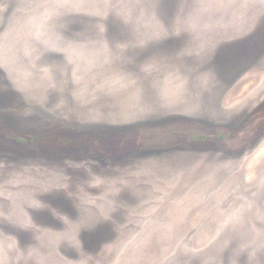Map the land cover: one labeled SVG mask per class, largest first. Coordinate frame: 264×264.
Returning a JSON list of instances; mask_svg holds the SVG:
<instances>
[{
  "label": "rangeland",
  "instance_id": "obj_1",
  "mask_svg": "<svg viewBox=\"0 0 264 264\" xmlns=\"http://www.w3.org/2000/svg\"><path fill=\"white\" fill-rule=\"evenodd\" d=\"M0 264H264V0H0Z\"/></svg>",
  "mask_w": 264,
  "mask_h": 264
}]
</instances>
